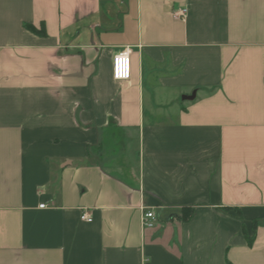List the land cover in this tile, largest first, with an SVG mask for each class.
Instances as JSON below:
<instances>
[{"label": "crops", "instance_id": "1", "mask_svg": "<svg viewBox=\"0 0 264 264\" xmlns=\"http://www.w3.org/2000/svg\"><path fill=\"white\" fill-rule=\"evenodd\" d=\"M0 264H264V0H0Z\"/></svg>", "mask_w": 264, "mask_h": 264}, {"label": "built area", "instance_id": "2", "mask_svg": "<svg viewBox=\"0 0 264 264\" xmlns=\"http://www.w3.org/2000/svg\"><path fill=\"white\" fill-rule=\"evenodd\" d=\"M175 17L184 20L186 17V10L180 9L175 13ZM111 75L113 80L118 82L127 81L130 78V57L127 50L119 52L112 57ZM39 207L43 208L44 205ZM81 219L90 221L91 219L86 213L82 214ZM156 222V216L152 211H144L142 214L141 223L143 228H152Z\"/></svg>", "mask_w": 264, "mask_h": 264}, {"label": "rangeland", "instance_id": "3", "mask_svg": "<svg viewBox=\"0 0 264 264\" xmlns=\"http://www.w3.org/2000/svg\"><path fill=\"white\" fill-rule=\"evenodd\" d=\"M120 136H121V134H120ZM119 136V137H120ZM121 144L119 143V145H115V148L114 149H111V151L108 149V148H110L109 147V145L107 144V146H105L104 147V149L106 150L105 151V153H107V154H118L121 150V146H120ZM107 148V149H106ZM108 150V151H107ZM113 163H115V164H118V161H115V162H113ZM120 163V162H119ZM115 174H117V175H119V176H123L124 174H123V172H122V170H119V169H116L115 171Z\"/></svg>", "mask_w": 264, "mask_h": 264}, {"label": "trees", "instance_id": "4", "mask_svg": "<svg viewBox=\"0 0 264 264\" xmlns=\"http://www.w3.org/2000/svg\"><path fill=\"white\" fill-rule=\"evenodd\" d=\"M31 32H33V33H35V34H37V35H44L45 34V32H44V29H43V27H41V29L38 31V30H35L34 28H32V27H29L28 28ZM228 210V209H227ZM186 219V218H185Z\"/></svg>", "mask_w": 264, "mask_h": 264}, {"label": "water", "instance_id": "5", "mask_svg": "<svg viewBox=\"0 0 264 264\" xmlns=\"http://www.w3.org/2000/svg\"><path fill=\"white\" fill-rule=\"evenodd\" d=\"M183 98H188V97H183Z\"/></svg>", "mask_w": 264, "mask_h": 264}]
</instances>
